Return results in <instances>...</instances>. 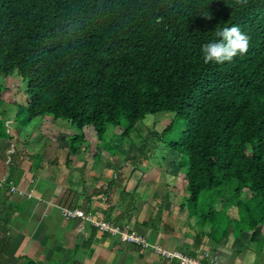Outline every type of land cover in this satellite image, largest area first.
I'll list each match as a JSON object with an SVG mask.
<instances>
[{
	"label": "trees",
	"instance_id": "obj_1",
	"mask_svg": "<svg viewBox=\"0 0 264 264\" xmlns=\"http://www.w3.org/2000/svg\"><path fill=\"white\" fill-rule=\"evenodd\" d=\"M233 25L247 53L205 64L202 45ZM14 73L29 119L50 114L100 138L108 124L173 112L184 121L168 143L187 160L182 207L200 218L199 194L214 199L234 182L249 195L237 233L264 227V0H0V74Z\"/></svg>",
	"mask_w": 264,
	"mask_h": 264
},
{
	"label": "crops",
	"instance_id": "obj_2",
	"mask_svg": "<svg viewBox=\"0 0 264 264\" xmlns=\"http://www.w3.org/2000/svg\"><path fill=\"white\" fill-rule=\"evenodd\" d=\"M7 91L12 107L19 93L16 87ZM2 116L9 131L0 135V264H22L24 257L37 264H179L125 243L88 219H65V206L125 225L167 249L209 250L217 264H245L249 253H255V264H264V227L214 239L209 232L199 234L195 216L181 205L184 184L180 196L176 182L167 186L135 168L114 171L84 163L70 150L74 131L48 127L50 120L28 131L5 111ZM115 176L117 187L102 193ZM151 218L152 230L145 223Z\"/></svg>",
	"mask_w": 264,
	"mask_h": 264
},
{
	"label": "rangeland",
	"instance_id": "obj_3",
	"mask_svg": "<svg viewBox=\"0 0 264 264\" xmlns=\"http://www.w3.org/2000/svg\"><path fill=\"white\" fill-rule=\"evenodd\" d=\"M13 87H16L17 93H19V100L10 107L5 100L8 96L7 89ZM0 88L2 97L0 102L1 131L5 133L9 131V126L2 118L3 111L16 121L17 124H15L20 129L28 131L33 130L36 124L50 120V122H47L48 127L56 125L68 131H74L72 136L78 135L80 137L79 141L77 139L74 143V152L76 158L82 159V162L86 163L88 161L90 163L92 161L100 168L114 169V171L125 167L128 169L135 168L139 173H146L148 179L156 180L158 183H166L167 186L168 184L171 186L173 182H176L175 191L179 192L180 196L182 195V184L185 185L182 177L187 166V160L184 156L172 150L168 143L178 137L184 121L176 117L173 112L162 111L155 114H146L142 120L133 125H129L124 121L118 125L108 124L100 138L91 127H84L81 132L66 120L55 119L50 114L29 119L24 108L25 81L21 80L16 73L7 77L0 74ZM11 98L14 101V97ZM10 126L12 128V125ZM167 126L170 127L164 133L163 130ZM236 185L237 183L233 182L232 189H225L222 195L216 196L214 199H211L204 192L199 194L197 214L200 215V218L195 216V227L200 234L212 230L213 235L222 237L230 230L237 232L238 227H245L244 205L249 195L244 190L240 197L234 194L233 188ZM227 204L232 205L233 208L226 209ZM185 205L188 211L189 206L187 203ZM209 206H213L217 212L208 213ZM227 214L231 218L227 217ZM205 215H208V217H204ZM214 228H216V231L213 230Z\"/></svg>",
	"mask_w": 264,
	"mask_h": 264
},
{
	"label": "built area",
	"instance_id": "obj_4",
	"mask_svg": "<svg viewBox=\"0 0 264 264\" xmlns=\"http://www.w3.org/2000/svg\"><path fill=\"white\" fill-rule=\"evenodd\" d=\"M11 190L15 191V188L12 187ZM19 193L23 192L19 191ZM61 214L65 219H88L93 226L99 230L107 232L111 235H116L125 243H131L141 248L151 249L166 260L175 258L179 261V264H217L215 255L209 250H195L193 254H190L179 249H167L156 242L149 241L145 236L129 229L125 225L114 223L111 220L87 215L81 208L78 207H62Z\"/></svg>",
	"mask_w": 264,
	"mask_h": 264
},
{
	"label": "clouds",
	"instance_id": "obj_5",
	"mask_svg": "<svg viewBox=\"0 0 264 264\" xmlns=\"http://www.w3.org/2000/svg\"><path fill=\"white\" fill-rule=\"evenodd\" d=\"M245 0H236V3L242 4ZM209 19L210 15H206ZM221 37L219 41L209 42L202 45L201 52L205 64L216 61L223 63L231 62L237 55L246 54L249 47V37L243 33L238 25L224 27L217 32ZM255 253H249L245 257V264H255Z\"/></svg>",
	"mask_w": 264,
	"mask_h": 264
}]
</instances>
